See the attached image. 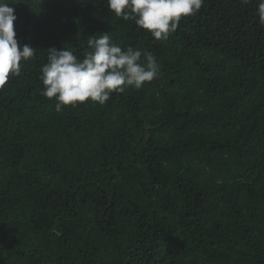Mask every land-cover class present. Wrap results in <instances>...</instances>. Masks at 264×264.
Segmentation results:
<instances>
[{"label": "trees", "instance_id": "trees-1", "mask_svg": "<svg viewBox=\"0 0 264 264\" xmlns=\"http://www.w3.org/2000/svg\"><path fill=\"white\" fill-rule=\"evenodd\" d=\"M5 2L37 52L0 88V264H264L258 0H204L166 41L107 0ZM101 33L159 78L57 112L47 50Z\"/></svg>", "mask_w": 264, "mask_h": 264}, {"label": "clouds", "instance_id": "clouds-1", "mask_svg": "<svg viewBox=\"0 0 264 264\" xmlns=\"http://www.w3.org/2000/svg\"><path fill=\"white\" fill-rule=\"evenodd\" d=\"M248 4L250 0H242ZM204 0H107V8L118 19L134 21L138 29L145 30L157 41H166L175 33L182 18L199 12ZM15 9L0 0V88L9 76H19L22 61L35 58L37 50L29 45H19L14 31L17 19ZM256 12L264 24V0H258ZM88 50L83 59L75 50H47V63L41 67L39 79L43 84L41 94L55 100V110L62 106L76 107L86 101L105 105L113 93L141 89L145 83L159 78L156 57L142 50L121 48L108 33L87 38Z\"/></svg>", "mask_w": 264, "mask_h": 264}]
</instances>
